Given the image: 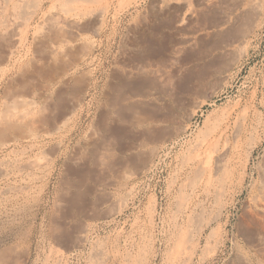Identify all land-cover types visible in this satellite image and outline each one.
Masks as SVG:
<instances>
[{"label":"rangeland","instance_id":"1","mask_svg":"<svg viewBox=\"0 0 264 264\" xmlns=\"http://www.w3.org/2000/svg\"><path fill=\"white\" fill-rule=\"evenodd\" d=\"M35 1L0 0V264H264L243 233L264 171V0L251 25L246 0H116L75 30L72 0ZM242 107L241 138L206 160Z\"/></svg>","mask_w":264,"mask_h":264},{"label":"bare ground","instance_id":"2","mask_svg":"<svg viewBox=\"0 0 264 264\" xmlns=\"http://www.w3.org/2000/svg\"><path fill=\"white\" fill-rule=\"evenodd\" d=\"M9 1V0H8ZM17 1V0H16ZM23 1V0H22ZM35 1V0H34ZM114 1H116V0H72L71 1V3H68V5L67 6H69V4H70V6H69V8L68 9H64V11L65 10H67V12L65 13V14H63L62 16H63V18L66 20V21H68V23H69V25H71L73 28H74V30L75 29H81V28H85V27H87V28H90L91 26H95V25H97L98 26V23H100L102 20H103V18L105 17V15H107L106 13H108L109 12V10H110V7L114 4ZM123 0H119V1H116V2H122ZM127 1H129V0H127ZM158 1H162V0H158ZM189 1V0H188ZM213 1V0H212ZM235 1V0H234ZM244 1V0H243ZM6 2V1H5ZM24 2H25V0H24ZM27 2V1H26ZM36 2V1H35ZM38 2V1H37ZM67 2V1H66ZM70 2V1H69ZM124 2H126V1H124ZM181 2V1H180ZM191 2V1H190ZM190 2H186L182 7H181V10L182 9H185L187 12H183L178 18H177V20H176V22L179 24V25H183L188 19H190V18H192V17H194V15H196L195 14V9L193 10L192 9V5L190 4ZM207 2H209V0L207 1ZM206 2V3H207ZM15 3V2H14ZM165 3V5H162L163 3H161V7L162 8H164L163 10H164V12L163 13H170L171 12V8H170V4L168 3V4H166V2H164ZM209 3H211V2H209ZM23 4V3H22ZM28 4V3H27ZM36 4V3H35ZM34 4V5H35ZM119 4V3H118ZM122 5H124L125 3H121ZM212 4V3H211ZM30 5H31V3H30ZM37 5H38V3H37ZM127 5V4H126ZM209 5V4H208ZM207 5V6H208ZM213 5V4H212ZM214 5H215V3H214ZM258 3L257 2H255L254 0H246V1H244V6H243V8L241 9V10H243L245 13V15H246V17H247V20L250 22V25H251V23L252 22H254L255 20H256V18L258 17V15H259V11H258ZM26 6H28V5H26ZM33 6V5H32ZM66 6V7H67ZM173 6V5H172ZM22 7V6H21ZM21 7H20V9H21ZM35 7V6H34ZM123 7V6H122ZM209 7V6H208ZM180 8V7H179ZM14 9V8H13ZM23 9V8H22ZM175 9H176V7H175ZM119 10V9H118ZM199 10V9H198ZM178 11H180L179 9H178ZM177 11V12H178ZM183 11V10H182ZM176 12V11H175ZM3 13V12H2ZM60 14V13H59ZM144 15V14H143ZM45 16V15H44ZM51 16V15H50ZM61 16V17H62ZM46 17V16H45ZM49 17V16H48ZM161 17V16H160ZM52 18V17H51ZM175 18V17H174ZM239 18V17H238ZM31 19V18H30ZM58 19V18H57ZM63 20V19H62ZM24 22H25V20H23ZM27 22V21H26ZM29 22V21H28ZM135 22V21H134ZM174 23V22H173ZM58 24V23H57ZM244 24H247V22L245 23L244 22ZM65 25V24H64ZM249 25V26H250ZM55 26V25H54ZM60 27V26H59ZM70 27V26H69ZM38 28V27H37ZM87 28H85V29H87ZM40 29V28H39ZM68 29V28H67ZM254 29V28H253ZM89 30V29H88ZM98 30V29H97ZM42 31V30H41ZM83 31V30H82ZM59 33V32H58ZM36 36V35H35ZM71 36V35H70ZM128 36V35H127ZM33 38H34V36H33ZM34 39H36V38H34ZM47 39V38H46ZM4 40V39H3ZM6 40V39H5ZM39 40V39H38ZM61 40V39H60ZM21 41V40H20ZM55 41V40H54ZM53 41V42H54ZM92 42V41H91ZM2 43V42H1ZM87 43V42H86ZM90 43V42H89ZM14 44V43H13ZM92 44V43H91ZM46 45H48V44H46ZM14 46V45H13ZM51 46V45H50ZM54 46V45H53ZM1 50V49H0ZM14 50V49H13ZM13 50L11 51V53L13 52ZM41 50V49H40ZM10 51H8V53L10 52ZM15 51V50H14ZM36 51V50H35ZM35 51H34V53H35ZM56 51V50H55ZM6 53V52H5ZM10 53V54H11ZM13 54V53H12ZM66 54H67V52H66ZM1 55V54H0ZM13 56V55H12ZM74 56V55H73ZM66 60V59H65ZM54 62V61H53ZM1 63V62H0ZM35 63V62H34ZM67 65V64H66ZM171 65H169V67H170ZM29 70V69H28ZM157 70V69H156ZM126 71V70H125ZM149 72V71H148ZM212 73V72H211ZM152 74V75H151ZM150 74V77H151V79L156 83V84H161V85H165L166 83H168V76H167V74H166V72L165 73H162V72H159V71H154V72H152ZM169 74L171 75V73L169 72ZM213 74V73H212ZM128 75V74H127ZM211 75V74H210ZM209 75V76H210ZM128 77H130V74H129V76ZM171 79V78H170ZM216 79H217V77H216ZM172 80V79H171ZM176 84H178V83H176ZM166 85H168L169 87H170V85H172V84H166ZM166 85H165V87L164 88H166L167 89V87H166ZM157 86V85H156ZM175 86V85H174ZM178 86V85H177ZM176 86V87H177ZM179 86H180V84H179ZM184 86V85H183ZM160 87H162V86H160ZM172 88V87H171ZM178 88V87H177ZM163 89V88H162ZM174 89V88H173ZM20 90V89H19ZM58 90V89H57ZM168 90V89H167ZM171 90V89H170ZM170 90L168 91V92H170ZM175 90H177V89H175ZM18 91V90H17ZM163 91V90H162ZM173 90H171V92H172ZM21 92V91H20ZM168 92H167V94H168ZM170 92V93H171ZM18 95V94H17ZM169 95V94H168ZM6 96V95H5ZM20 96V95H19ZM9 97V96H8ZM11 97V96H10ZM9 97V98H10ZM171 97H172V94H171ZM173 98H175V97H173ZM21 99V98H20ZM24 99H26V98H24ZM178 99V98H177ZM177 99H175V100H177ZM19 100V99H18ZM30 100V99H29ZM126 100V99H125ZM174 100V99H173ZM25 101V100H24ZM31 101V100H30ZM179 101V100H178ZM21 103V102H20ZM26 103V102H25ZM182 103V102H181ZM180 103V104H181ZM27 104H28V102H27ZM139 104V103H138ZM180 104H179V106H180ZM183 105V103L181 104V106ZM253 105H255V104H253ZM252 105V106H253ZM48 106V105H47ZM178 106V107H179ZM248 106H249V104H248ZM22 107V106H21ZM24 107V106H23ZM44 107V106H43ZM46 107V106H45ZM245 107V106H244ZM244 107H242V111H241V114L240 113H237L236 111H232V115L230 114L225 120H223V121H221V122H217L216 124H215V127L207 134V136H206V138L199 144V148H204L205 150H206V154H208L207 156H206V160L208 159V157L209 158H212V159H216V160H218V158L221 156H217L218 154H215L216 152H217V147H218V144H219V142H220V139L221 138H224V137H226V136H229L228 135V132H229V130L232 128V133H233V135H234V137H240V134L242 133V132H244V130H245V128H246V124L244 123L245 122V118H244V114H242L243 113V108ZM164 108V107H163ZM255 108V107H254ZM17 109V108H16ZM44 109V108H43ZM47 109V108H46ZM49 109H51L50 107H49ZM250 109H252V108H250ZM249 109V110H250ZM58 110V109H57ZM57 110H56V112H57ZM255 111H256V108H255ZM39 112V111H38ZM244 112H246L247 114H248V112L246 111V107H245V110H244ZM1 113V112H0ZM8 113H9V111H8ZM26 113V112H25ZM25 113H23V114H25ZM40 113V112H39ZM154 113H156L155 111H154ZM176 113V112H175ZM21 114H22V112H21ZM59 114V113H58ZM250 114V113H249ZM253 114V113H252ZM256 114V113H255ZM7 115V114H6ZM28 115V114H27ZM108 115V114H107ZM246 115V114H245ZM4 116V115H3ZM15 116V115H14ZM18 116V115H17ZM46 116V115H45ZM51 116H52V114H51ZM61 116V115H60ZM110 116V115H109ZM5 117V116H4ZM10 117V116H9ZM20 117H22V116H20ZM44 117V116H43ZM254 117V116H253ZM11 118V117H10ZM15 118H17V117H15ZM46 118V117H45ZM44 118V119H45ZM260 119L262 118L263 119V117L262 116H260L259 117ZM7 119V118H6ZM21 119V118H20ZM24 119V118H23ZM28 119H29V117H28ZM42 119V118H41ZM51 119V118H50ZM261 119V120H262ZM26 120V119H25ZM33 120V119H32ZM43 120V119H42ZM162 120V119H161ZM253 120V119H252ZM257 120H259V119H257ZM264 120V119H263ZM14 121V120H13ZM37 121V120H36ZM47 121V120H46ZM145 121V120H144ZM158 121H160V120H158ZM163 121V120H162ZM47 122H50L49 121V119H48V121ZM259 122H261V121H259ZM21 123V122H20ZM19 123V124H20ZM58 123V122H57ZM255 123V122H254ZM156 124V123H155ZM256 124V123H255ZM257 124H259V123H257ZM9 125V124H8ZM59 125V124H58ZM214 125V124H213ZM248 125V124H247ZM262 125V124H261ZM254 126V125H253ZM15 127H18V126H15ZM40 127V126H39ZM104 127V126H103ZM252 127V126H251ZM6 128V127H5ZM19 128V127H18ZM28 128V127H27ZM37 128V127H36ZM44 128V127H43ZM59 128V127H58ZM151 128H152V126H151ZM249 128V127H248ZM252 128H255V127H252ZM257 128V127H256ZM30 129H32V128H30ZM258 129H260V128H258ZM52 130V129H51ZM146 130V129H145ZM149 130V129H148ZM154 130V129H153ZM256 130V129H255ZM254 130V131H255ZM32 131V130H31ZM30 131V132H31ZM147 131V130H146ZM253 131V132H254ZM260 131H262V130H260ZM2 132V131H1ZM7 132V131H6ZM29 132V133H30ZM37 132V131H36ZM253 132H251V133H253ZM10 133V132H9ZM32 133V132H31ZM46 133V132H45ZM44 133V134H45ZM257 133H259V132H257ZM261 133V132H260ZM38 134V133H37ZM48 134V133H47ZM145 134V133H144ZM35 136H37L36 134H34ZM34 135H33V138H34ZM46 135V134H45ZM233 135H232V137H233ZM249 135V134H248ZM256 135V134H255ZM261 135V134H260ZM18 136V135H17ZM29 136V135H28ZM27 135H26V137H28ZM246 136H247V134H246ZM250 136V135H249ZM251 136H252V134H251ZM30 137V136H29ZM154 137V136H153ZM233 137V138H234ZM254 137V136H253ZM24 138V137H23ZM22 138V139H23ZM155 138V137H154ZM241 138V137H240ZM240 138H238V139H240ZM2 139V138H1ZM15 139V138H14ZM21 139V138H20ZM235 139V138H234ZM247 139H248V137H247ZM252 139H254L255 140V138H252ZM260 139H261V137H260ZM4 140V139H3ZM11 140H13V139H11ZM91 140V139H90ZM158 140V139H157ZM224 139H222V141H223ZM161 141V140H160ZM234 141V140H233ZM236 142H238L237 140H235ZM234 141V142H235ZM147 142V141H146ZM223 142H225V141H223ZM241 142V141H240ZM239 142V143H240ZM244 142V141H243ZM238 143V144H239ZM237 143L235 144L234 143V147H236L237 145H238ZM254 144H255V141H254ZM251 145H252V143H251ZM226 146H227V144H225L224 145V150H226ZM242 146V145H241ZM255 146V145H254ZM264 146V145H263ZM232 147H233V145H232ZM240 147V146H239ZM105 148V147H104ZM197 148V147H196ZM237 148V147H236ZM203 149V150H204ZM233 149V148H232ZM233 150H235V149H233ZM16 152V151H15ZM208 152V153H207ZM237 152V151H236ZM235 152V153H236ZM239 152V151H238ZM246 152V151H245ZM154 153V152H153ZM248 153H249V151H248ZM234 154V153H233ZM249 154H251V153H249ZM203 155V154H202ZM201 155V156H202ZM204 156V155H203ZM248 156V155H247ZM247 156H246V159H247ZM196 158V157H195ZM201 158V157H200ZM200 158H198V159H200ZM237 158V157H236ZM43 159V158H42ZM102 160V159H101ZM220 160V159H219ZM235 160V159H234ZM21 161V160H20ZM37 161V160H36ZM41 161V160H40ZM205 161V160H204ZM247 161H248V159H247ZM22 162V161H21ZM30 162V161H29ZM29 162H24L25 164H27L28 163V166H29ZM33 162V161H32ZM38 162V161H37ZM182 162H184V161H182ZM208 163L210 162V159H209V161H207ZM207 162H205V163H207ZM222 162V161H221ZM264 162V161H263ZM4 163H5V161H4ZM19 163V162H18ZM34 163V162H33ZM41 163H42V161H41ZM203 163V162H202ZM211 163V162H210ZM220 163V162H219ZM218 163V164H219ZM247 163V162H246ZM245 163V164H246ZM21 164H23V163H21ZM223 164V163H222ZM9 165H11V164H9ZM14 165H15V163H14ZM33 165H35V164H33ZM40 165H42L43 166V164H40ZM262 165H264V164H262ZM21 166V165H20ZM201 166V165H200ZM246 166V165H245ZM4 167V166H3ZM16 167H18V166H16ZM25 167V165L23 166V167H21V168H24ZM33 168H34V166H32ZM38 167H39V165H38ZM105 167V166H104ZM202 167V166H201ZM204 167V166H203ZM222 167V166H221ZM257 167V166H256ZM261 167V166H260ZM1 168V167H0ZM20 168V169H21ZM25 168H28L27 166L25 167ZM32 168V169H33ZM37 168V167H36ZM206 168V167H205ZM220 168V167H219ZM246 168V167H245ZM31 169V170H32ZM103 169V168H102ZM221 169V168H220ZM259 169V168H258ZM261 169V168H260ZM259 169V170H260ZM264 169V168H263ZM19 170V169H18ZM30 170V171H31ZM204 170V169H203ZM219 170V169H218ZM6 171V170H5ZM29 171V172H30ZM195 171H197V170H195ZM194 171V172H195ZM0 172H1V170H0ZM8 172H10V171H8ZM8 172H6V173H8ZM201 172H203V171H201ZM3 173H5L4 171H3ZM28 173V172H27ZM103 173V172H102ZM101 173V174H102ZM32 174V173H31ZM259 174V173H258ZM1 175H3L2 174V172H1ZM198 175V174H197ZM252 176V175H251ZM250 176V177H251ZM256 176V175H255ZM29 177V176H28ZM191 177V176H190ZM243 177V176H242ZM257 177V176H256ZM199 178V177H198ZM252 178V177H251ZM96 179V178H95ZM123 179V178H122ZM192 179V178H191ZM258 179V178H257ZM29 181V180H28ZM241 181H242V179H241ZM116 182V181H115ZM199 182V181H198ZM101 183V182H100ZM257 183V182H256ZM258 183H259V185H258V187H257V190H256V192H255V194L250 198L251 199V202H250V204H247V205H249V206H247L248 208H246V209H248V211H247V213L248 214H246L247 215V217H248V219H247V227H246V231H244L243 230V233H244V238H245V240L248 242V243H250L251 245H253L255 248H253L254 250H255V252L257 253V254H264V171L261 173V175L259 176V181H258ZM103 184V183H102ZM241 184V183H240ZM206 185V184H205ZM255 185V184H254ZM37 186V185H36ZM241 187V186H240ZM29 188V187H28ZM22 189V188H21ZM241 189V188H240ZM250 189H253V188H251L250 187ZM17 191V190H16ZM23 192V191H22ZM3 193V192H2ZM9 194V193H8ZM74 194V193H73ZM129 194V193H128ZM111 195V194H110ZM64 196V195H63ZM60 197V196H59ZM81 198V197H80ZM126 200H127V197H126ZM124 202V201H123ZM83 205V204H82ZM246 206V205H245ZM245 209V208H244ZM86 217V216H85ZM246 220V219H245ZM76 223V222H75ZM245 227V226H244ZM244 229V228H243ZM30 232V231H29ZM215 232V231H214ZM241 233H242V231H241ZM56 234V233H55ZM176 237V236H175ZM184 237V236H183ZM182 237V238H183ZM188 237V236H187ZM187 237H185V238H187ZM241 237V236H240ZM177 239V238H176ZM183 240H185L184 238H183ZM188 240V239H187ZM187 242V241H186ZM195 243V242H194ZM198 243V242H197ZM237 243V242H236ZM179 245H181V242H180V244ZM178 245V246H179ZM184 245V244H183ZM196 246V245H195ZM198 246H199V244H198ZM194 247V246H193ZM197 247V246H196ZM241 247V246H240ZM59 248V247H58ZM243 248V247H242ZM237 249H239L238 247H237ZM22 251V250H21ZM241 251V250H240ZM240 251L238 252V253H240ZM198 252V251H197ZM251 252V251H250ZM19 253V252H18ZM193 253H195V252H193ZM237 253V254H238ZM243 253V252H242ZM242 253H240L241 255H242ZM9 254V253H8ZM244 254V253H243ZM193 255H195V254H193ZM236 256V255H235ZM262 256V255H261ZM258 257V256H257ZM260 257V256H259ZM242 258H243V264H253L254 262L252 261V260H250V259H248V258H246L245 256H242ZM235 259V258H234ZM239 259H240V257H239ZM252 259V258H251ZM5 260V259H4ZM237 260V259H236ZM258 260H259V258H258ZM241 261V262H242ZM7 262V261H6ZM261 262V261H260ZM263 264V263H262Z\"/></svg>","mask_w":264,"mask_h":264}]
</instances>
